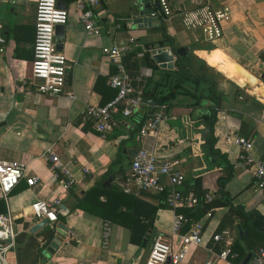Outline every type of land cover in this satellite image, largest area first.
Listing matches in <instances>:
<instances>
[{"label": "crops", "instance_id": "0c3cea01", "mask_svg": "<svg viewBox=\"0 0 264 264\" xmlns=\"http://www.w3.org/2000/svg\"><path fill=\"white\" fill-rule=\"evenodd\" d=\"M55 1L68 11L58 41L67 68L62 93L50 96L36 92L29 79L36 0H0V34L5 40L0 52V159L13 160L24 166L25 176L39 178L32 187L21 178L3 202L16 224V245L7 257L18 264H142L156 233L163 234L175 251L186 224L173 233V211L163 202V192L136 191L126 182L137 147L178 158L184 175L182 191L198 193V198L213 194V206L208 205L210 201L193 209H177L194 212V221L202 223L201 244L189 248L180 264L211 260L240 264L247 253L264 249V194L253 189L239 148L225 141L227 136L247 137L252 141L251 154L264 158V0H166L171 10L205 2L226 6L229 17L222 34L212 41L203 39L197 29H185L177 16L149 19L143 0H97L92 8L97 33L86 35L72 0ZM113 43H131L132 50L122 61L140 86L147 78L157 77L141 63L142 53L154 47L171 51L184 47V55L202 60L218 74L215 88L221 99L212 125L218 155L205 150L208 131L202 116L210 103L204 98L194 105L189 96L177 95L165 107L155 137L137 136V123L154 108L141 107L129 117L117 115L118 125L107 134L81 121L85 105H102L114 96L106 81L113 65L101 52ZM48 148L73 176L74 183L66 191L50 169ZM229 172L230 177L218 183V176ZM160 181L166 187V178L161 176ZM93 186L102 192L84 196ZM53 197L60 200L53 208L56 222L66 232L60 231L64 237L49 253L51 240L43 237L46 231L54 234L56 222L29 233L36 223L29 205ZM205 207L210 210L207 217ZM149 222L142 236L136 232L131 238L129 228L139 229ZM217 233L228 234L235 248L223 260L216 258L223 245L212 239ZM249 243L254 247L248 252Z\"/></svg>", "mask_w": 264, "mask_h": 264}, {"label": "built area", "instance_id": "2783aa9c", "mask_svg": "<svg viewBox=\"0 0 264 264\" xmlns=\"http://www.w3.org/2000/svg\"><path fill=\"white\" fill-rule=\"evenodd\" d=\"M148 5L147 16L149 19L158 17L177 16L185 29H197L203 39L212 41L218 38L223 31V24L229 17V9L226 6H214L209 2L171 10L166 0H143ZM97 0H72L74 12L82 24L86 35L97 33L92 19V8ZM68 11L58 7L55 0H36L34 10L33 38L31 42V62L29 79L35 85V91L44 95L57 96L62 93L65 72L67 68L66 58L60 50L55 48L54 26L64 25ZM5 40L0 34V52H3ZM132 50L131 43L110 44L101 48L102 54L107 56L113 65V72L107 76V85L114 90L111 100L102 105L84 106L81 113V121H89L92 128L100 133L107 134L118 125L117 115L129 117L139 112L143 105L141 86L137 80L127 73L122 57ZM171 54L170 50L167 52ZM72 98L73 95L69 94ZM165 104H155L153 111L141 121L137 130V136L155 137L161 121L164 117ZM225 141L239 148V157L253 178V189L264 194V158L254 157L251 154L252 141L242 135L227 136ZM47 159L50 169L59 179L61 190H68L74 183L72 174L62 166L59 158L48 148ZM180 160L174 156H159L154 150H146L137 147L130 158L129 171L126 176L127 184L136 191L147 190L153 193L165 192L163 202L173 211L171 231L178 233L187 222L184 213L177 211L179 208L193 209L202 202H210L213 194L205 193L198 198L191 191L180 189L184 175L179 168ZM24 166L13 160L0 159V199L5 203L8 194L17 182L23 178L27 186H35L39 178L35 175L25 176ZM166 178V187L160 181V177ZM58 198L38 199L30 203L29 209L35 221L43 218L52 226L57 216L53 211L58 207ZM210 210L204 212L207 217ZM10 211L7 209L0 213V264H18L7 257L8 253L16 245V224ZM202 223L193 221L183 233L179 234L180 244L175 251H171L169 240L160 233H156L148 247L142 264H180L183 256L191 247L201 244ZM214 241L222 242V249L217 253V259H225L232 255L230 250L231 238L226 233H217L212 236ZM205 264H214L213 260ZM244 264H264V249L256 248Z\"/></svg>", "mask_w": 264, "mask_h": 264}, {"label": "trees", "instance_id": "16d2710c", "mask_svg": "<svg viewBox=\"0 0 264 264\" xmlns=\"http://www.w3.org/2000/svg\"><path fill=\"white\" fill-rule=\"evenodd\" d=\"M130 54L131 56L134 55L135 51ZM141 63L148 66L151 69L153 75L157 74L155 79L153 77L147 78L141 85V95L154 99L156 101V105L165 104L167 106L171 104L177 95L189 96L193 101L192 104L194 105H199L201 98L209 101L210 104L207 107V112L202 116L205 122V127L208 131L207 136L204 138V145L205 150H207L210 154L218 155V151L213 148L214 138L212 136V125L215 120V107L221 99V93L215 88V78L218 77V74L211 71L202 60L192 57V55L177 56L173 64V68L170 70L161 69L156 66L153 60L150 58L149 53L146 51L142 53ZM142 107L152 109L155 107V105L143 103ZM137 124L138 129L141 124V120ZM229 177L230 172L218 176L217 181L218 183H223ZM99 192H102V189L99 186H93L85 191L84 196H88L92 193L98 194ZM162 194L164 197L165 192ZM196 195L199 196L198 193H196ZM213 204L214 201L211 200L208 205L213 206ZM78 205L82 207L81 204ZM4 209V203L0 199V213L3 212ZM203 209L205 212L206 207ZM193 213L194 212L190 211H185L184 213L187 217V222L185 223L187 227L192 221H194ZM150 226L151 225L149 222L143 224L139 229L137 227L129 228L131 238L136 232H138L139 236H142L148 230V228H150ZM48 234L49 231H46L43 239H48ZM253 247L254 246L249 243L246 246V249L249 252L253 250ZM230 250L231 252H235L234 245H230ZM240 253L239 256L242 255V252Z\"/></svg>", "mask_w": 264, "mask_h": 264}, {"label": "water", "instance_id": "95a60500", "mask_svg": "<svg viewBox=\"0 0 264 264\" xmlns=\"http://www.w3.org/2000/svg\"><path fill=\"white\" fill-rule=\"evenodd\" d=\"M58 7H64L59 6ZM141 8V7H140ZM143 13L142 9L138 12L139 15ZM63 34V25L57 24L54 26V41H55V48L57 50L61 49V44L58 42ZM170 50L171 54H168L167 52ZM184 50L185 48H177L173 51L169 47H154L149 50V56L153 60L156 66H158L161 69L170 70L173 68L174 61L177 56H184ZM143 103L146 104H152L155 105L156 101L154 99H151L149 97L143 96L142 97ZM109 179V178H108ZM47 223L46 219L43 218L39 221H37L35 224H33L29 229L28 232L32 233L36 231L37 229L41 228ZM55 232L52 235V233L49 231L48 237L50 238L49 246L46 248V251L49 253H52L55 248H57V245L59 244L60 240L64 237V232H66V228L62 225L61 222H56L55 224ZM63 233H61V232ZM250 257V253H247L244 259L240 264H244L248 258ZM166 264H169L168 260L166 261Z\"/></svg>", "mask_w": 264, "mask_h": 264}, {"label": "rangeland", "instance_id": "374dc122", "mask_svg": "<svg viewBox=\"0 0 264 264\" xmlns=\"http://www.w3.org/2000/svg\"><path fill=\"white\" fill-rule=\"evenodd\" d=\"M137 0H135V2H136ZM205 1V0H204ZM0 4H1V2H0ZM134 9L135 10H138V4L137 3H135V6H134Z\"/></svg>", "mask_w": 264, "mask_h": 264}]
</instances>
